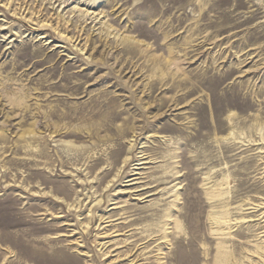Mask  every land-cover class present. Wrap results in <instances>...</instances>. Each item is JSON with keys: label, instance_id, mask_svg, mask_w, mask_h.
Wrapping results in <instances>:
<instances>
[{"label": "rangeland", "instance_id": "rangeland-1", "mask_svg": "<svg viewBox=\"0 0 264 264\" xmlns=\"http://www.w3.org/2000/svg\"><path fill=\"white\" fill-rule=\"evenodd\" d=\"M64 1L0 0V264H264V0Z\"/></svg>", "mask_w": 264, "mask_h": 264}, {"label": "bare ground", "instance_id": "bare-ground-1", "mask_svg": "<svg viewBox=\"0 0 264 264\" xmlns=\"http://www.w3.org/2000/svg\"><path fill=\"white\" fill-rule=\"evenodd\" d=\"M66 1H68V0H65L64 1V3L66 2ZM126 39H129V38H126ZM172 48V47H171ZM170 49V48H169ZM184 49V48H183ZM172 50V49H171ZM171 50H169V51H171ZM170 53V56L168 57V58H166L165 57V59H164V57H162V60L164 59V61L166 62V66H167V64H171L172 62H174L175 60H174V57H173V55H172V53L171 52H169ZM186 53V52H185ZM162 56V55H161ZM154 57V56H153ZM151 58H152V56H151ZM156 58V57H155ZM159 58V57H158ZM176 58V57H175ZM154 59V58H153ZM160 59V58H159ZM156 62H157V60H156ZM162 62V61H161ZM175 62H177V59H176V61ZM174 62V63H175ZM180 64V63H179ZM158 65H159V62H158ZM164 65V66H165ZM178 66V69H180V70H182V68H181V66L180 65H177ZM177 66H175L176 68H177ZM157 67V66H156ZM171 67V66H170ZM165 68V67H164ZM163 68V66H161V64L158 66V69H160L161 70V72H162V70L164 69ZM167 68V67H166ZM170 69V68H169ZM173 69V68H172ZM171 71V70H170ZM185 73V72H184ZM166 74V73H165ZM186 76V75H185ZM162 77V76H161ZM165 77V76H164ZM204 79V78H203ZM187 80V79H186ZM54 85V83H49V86H53ZM55 85L57 86V85H59L57 82L55 83ZM79 84H75V85H71V86H66V88L67 89H69V90H74L77 86H78ZM194 92V89H189L188 91H187V93L185 94L184 92V94L185 95H187V97L189 96V95H191L192 93ZM51 98L50 97H48V98H46V100H50ZM176 99V98H175ZM182 99H184V98H182ZM181 99V100H182ZM186 99V98H185ZM55 100H57L58 101V103L61 101V98H60V96H58V97H56L55 98ZM180 100V99H179ZM176 101V100H175ZM182 101H184V100H182ZM180 102V101H179ZM179 105V104H178ZM51 115H53V116H55V115H57V110H56V105L55 106H53V109H51V111H48V110H46L45 111V116H44V118H49V117H51ZM55 117H57V116H55ZM59 118V117H58ZM46 125L47 126H51L52 124L51 123H46ZM58 126H59V124L58 123H54V126H53V128H55V130L57 131L58 130ZM136 129V128H135ZM134 129V130H135ZM69 132H71V130H69ZM56 135H63L62 134V132L61 133H59V134H56ZM65 135H67V134H65ZM136 136V135H135ZM74 143H70V145L69 146H71V145H73ZM71 147H73V146H71ZM128 161H129V157H127L125 160H124V162H125V164H127L128 163ZM132 180V179H131ZM222 255V254H221ZM225 255V254H224ZM230 256V255H229ZM223 258V257H222ZM228 258V257H227ZM225 260H227V259H225ZM224 260V261H225ZM233 260V259H232ZM221 262V261H220Z\"/></svg>", "mask_w": 264, "mask_h": 264}]
</instances>
